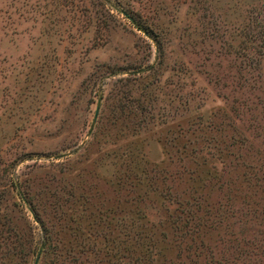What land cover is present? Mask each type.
<instances>
[{"label":"rangeland","instance_id":"obj_1","mask_svg":"<svg viewBox=\"0 0 264 264\" xmlns=\"http://www.w3.org/2000/svg\"><path fill=\"white\" fill-rule=\"evenodd\" d=\"M263 22L0 0V264H264Z\"/></svg>","mask_w":264,"mask_h":264},{"label":"water","instance_id":"obj_2","mask_svg":"<svg viewBox=\"0 0 264 264\" xmlns=\"http://www.w3.org/2000/svg\"><path fill=\"white\" fill-rule=\"evenodd\" d=\"M121 12L124 13V14L127 16V18H128V19H129V20H130V21H131V22H132L137 28L139 27V25L133 20V18H132L131 16L127 15L123 10H121ZM139 29H140V28H139ZM140 30H142V29H140ZM142 31H143L145 34H147L146 31H144V30H142ZM140 70H141V69H140ZM100 100H101V95L99 96L98 101H97V103H96V107H95V111H94L93 119H92V122H91V124H90L88 134H90V132H91V130H92V128H93V125H94L95 119H96V117H97V113H98V111H99V106H100ZM38 259H39V253L36 255L33 264H37Z\"/></svg>","mask_w":264,"mask_h":264},{"label":"trees","instance_id":"obj_3","mask_svg":"<svg viewBox=\"0 0 264 264\" xmlns=\"http://www.w3.org/2000/svg\"><path fill=\"white\" fill-rule=\"evenodd\" d=\"M125 12V11H124ZM126 13V12H125ZM127 14V13H126ZM127 15H129V14H127ZM130 16V15H129ZM134 20V19H133ZM135 21V20H134ZM261 31L258 33V39L259 40H262L261 42L264 44V22H263V24L261 25ZM124 101H125V104H126V101H127V99H124ZM125 107L128 109L129 108V106L128 105H125ZM132 108L134 107V105L133 106H131ZM136 107V106H135ZM67 256V255H66ZM67 258L68 259H63V260H60L59 261V263L58 264H74V262L76 261L75 259H69V257L67 256Z\"/></svg>","mask_w":264,"mask_h":264}]
</instances>
